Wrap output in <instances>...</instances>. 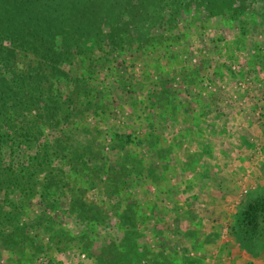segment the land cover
<instances>
[{
  "label": "rangeland",
  "instance_id": "rangeland-1",
  "mask_svg": "<svg viewBox=\"0 0 264 264\" xmlns=\"http://www.w3.org/2000/svg\"><path fill=\"white\" fill-rule=\"evenodd\" d=\"M0 264H264V0H0Z\"/></svg>",
  "mask_w": 264,
  "mask_h": 264
}]
</instances>
